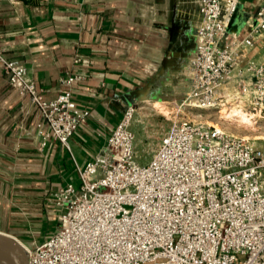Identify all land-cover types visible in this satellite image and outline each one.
<instances>
[{
    "label": "built area",
    "instance_id": "1",
    "mask_svg": "<svg viewBox=\"0 0 264 264\" xmlns=\"http://www.w3.org/2000/svg\"><path fill=\"white\" fill-rule=\"evenodd\" d=\"M241 0H199L202 22L182 106L240 108L264 117V0L246 31L230 29ZM10 86L30 98L44 145L70 140L90 112L73 98L76 78L43 100L27 66L0 54ZM128 107L100 155L50 200L58 228L25 246L28 264H264V150L218 127L174 124L141 165Z\"/></svg>",
    "mask_w": 264,
    "mask_h": 264
},
{
    "label": "crops",
    "instance_id": "2",
    "mask_svg": "<svg viewBox=\"0 0 264 264\" xmlns=\"http://www.w3.org/2000/svg\"><path fill=\"white\" fill-rule=\"evenodd\" d=\"M263 0H241L231 29L246 31ZM199 0H0V54L27 66L43 100L76 78L73 98L87 125L44 145L29 97L10 86L0 61V231L42 242L58 228L51 197L79 181L128 107L176 103L190 88L188 68L202 22ZM251 57L264 63V45ZM144 105V106H140ZM162 105V104H161ZM142 112V113H141ZM135 117L132 125L141 122ZM138 118V119H137ZM134 132V131H133Z\"/></svg>",
    "mask_w": 264,
    "mask_h": 264
},
{
    "label": "rangeland",
    "instance_id": "3",
    "mask_svg": "<svg viewBox=\"0 0 264 264\" xmlns=\"http://www.w3.org/2000/svg\"><path fill=\"white\" fill-rule=\"evenodd\" d=\"M181 98L176 103L161 102L162 109L156 107V103L148 106L147 110H143V114L137 113L139 121L133 126L136 135V152L138 161L141 165H146L152 159L156 152L161 139L170 130V128L184 120L203 124L208 127H218L226 133L235 137H242L254 143L258 148L264 150V117L257 113L246 112L254 115L253 125L244 124L237 118L226 119L216 111H200L182 106ZM144 106V105H140ZM141 112V113H142ZM136 117V114H135ZM137 118V119H138ZM135 121V119H134ZM54 230L56 226H54ZM32 242H23L25 246H29Z\"/></svg>",
    "mask_w": 264,
    "mask_h": 264
},
{
    "label": "water",
    "instance_id": "4",
    "mask_svg": "<svg viewBox=\"0 0 264 264\" xmlns=\"http://www.w3.org/2000/svg\"><path fill=\"white\" fill-rule=\"evenodd\" d=\"M28 255L16 237L0 232V264H28Z\"/></svg>",
    "mask_w": 264,
    "mask_h": 264
},
{
    "label": "bare ground",
    "instance_id": "5",
    "mask_svg": "<svg viewBox=\"0 0 264 264\" xmlns=\"http://www.w3.org/2000/svg\"><path fill=\"white\" fill-rule=\"evenodd\" d=\"M156 107L159 108V109H162L163 105L159 104V105H156ZM225 114H226V116H225L226 119L237 118V119H239V121L241 123H244V124H247V125L248 124L253 125L254 115L247 114L244 110H242L240 108H233L232 112L229 113V111H226ZM20 243H21V241H20ZM22 246L24 247L25 251L27 252V250L25 248V245L22 244Z\"/></svg>",
    "mask_w": 264,
    "mask_h": 264
}]
</instances>
